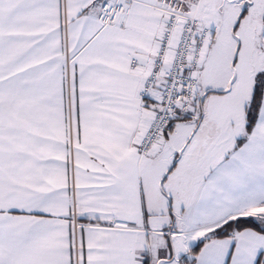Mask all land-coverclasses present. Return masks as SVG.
I'll use <instances>...</instances> for the list:
<instances>
[{"label": "snow or ice", "instance_id": "6c2138e0", "mask_svg": "<svg viewBox=\"0 0 264 264\" xmlns=\"http://www.w3.org/2000/svg\"><path fill=\"white\" fill-rule=\"evenodd\" d=\"M0 264H264V0H0Z\"/></svg>", "mask_w": 264, "mask_h": 264}]
</instances>
